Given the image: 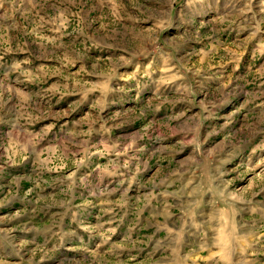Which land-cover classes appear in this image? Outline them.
I'll return each instance as SVG.
<instances>
[{"label":"rangeland","instance_id":"1","mask_svg":"<svg viewBox=\"0 0 264 264\" xmlns=\"http://www.w3.org/2000/svg\"><path fill=\"white\" fill-rule=\"evenodd\" d=\"M202 198L264 204V0H0V264H165Z\"/></svg>","mask_w":264,"mask_h":264},{"label":"crops","instance_id":"2","mask_svg":"<svg viewBox=\"0 0 264 264\" xmlns=\"http://www.w3.org/2000/svg\"><path fill=\"white\" fill-rule=\"evenodd\" d=\"M184 180L190 181L186 177ZM195 204L182 211L164 212L166 221L160 226L169 235L161 250L165 264H264L262 202L250 207L255 215L251 222L246 210L233 203L207 207L202 206V198ZM3 258L0 248V260Z\"/></svg>","mask_w":264,"mask_h":264}]
</instances>
